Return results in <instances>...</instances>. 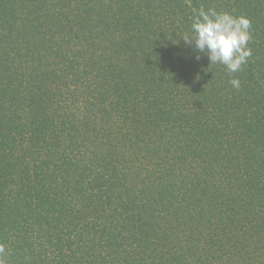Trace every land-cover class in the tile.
Segmentation results:
<instances>
[{"label":"trees","instance_id":"obj_1","mask_svg":"<svg viewBox=\"0 0 264 264\" xmlns=\"http://www.w3.org/2000/svg\"><path fill=\"white\" fill-rule=\"evenodd\" d=\"M201 7L251 21L238 72L184 44ZM0 243L264 264V0H0Z\"/></svg>","mask_w":264,"mask_h":264},{"label":"clouds","instance_id":"obj_2","mask_svg":"<svg viewBox=\"0 0 264 264\" xmlns=\"http://www.w3.org/2000/svg\"><path fill=\"white\" fill-rule=\"evenodd\" d=\"M251 21L245 16L218 12L214 8L193 9L191 30L182 36L193 58L199 61L206 56L211 63L222 64L229 73L238 72L251 56L248 42ZM233 88L239 89L238 78L230 79ZM8 249L0 243V264H8Z\"/></svg>","mask_w":264,"mask_h":264}]
</instances>
